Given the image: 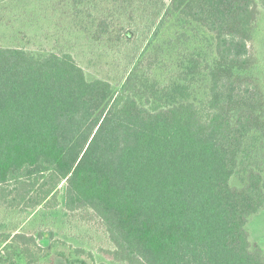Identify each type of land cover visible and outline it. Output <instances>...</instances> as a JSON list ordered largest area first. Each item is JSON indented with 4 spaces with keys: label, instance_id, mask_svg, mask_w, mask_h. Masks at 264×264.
I'll use <instances>...</instances> for the list:
<instances>
[{
    "label": "trees",
    "instance_id": "16d2710c",
    "mask_svg": "<svg viewBox=\"0 0 264 264\" xmlns=\"http://www.w3.org/2000/svg\"><path fill=\"white\" fill-rule=\"evenodd\" d=\"M44 1L23 14L44 43L21 27L0 44V201L40 206L64 183L119 264H264L246 229L264 210L255 1ZM82 38L108 46L104 75L71 50Z\"/></svg>",
    "mask_w": 264,
    "mask_h": 264
},
{
    "label": "rangeland",
    "instance_id": "374dc122",
    "mask_svg": "<svg viewBox=\"0 0 264 264\" xmlns=\"http://www.w3.org/2000/svg\"><path fill=\"white\" fill-rule=\"evenodd\" d=\"M254 1L259 11L249 46L255 60L257 84L264 97V0ZM45 4L44 0H12L1 9L6 17L5 27L0 28V44L17 42L11 34H17L21 27L25 28L22 32L24 38H34V45L37 41L44 43L43 29L40 28L43 25H38V22L32 26L26 24L23 14L27 9ZM39 18L40 24H43L44 15ZM145 43L133 45L128 52H139ZM71 50L91 76L104 75L106 71L100 64L112 59L108 46L91 47L83 38L78 48ZM130 60L126 58L125 62ZM64 186L62 183L42 205L36 207L27 206L25 198L14 202L4 198L3 202L0 201V264H119L105 255V250L113 248V244L101 222L89 211L72 212L66 209ZM246 229L256 250L264 256V210L249 219ZM7 233L34 237L37 245L27 250L15 240L5 242L3 237Z\"/></svg>",
    "mask_w": 264,
    "mask_h": 264
}]
</instances>
